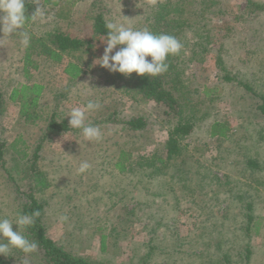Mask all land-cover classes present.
I'll return each instance as SVG.
<instances>
[{
	"label": "rangeland",
	"instance_id": "rangeland-1",
	"mask_svg": "<svg viewBox=\"0 0 264 264\" xmlns=\"http://www.w3.org/2000/svg\"><path fill=\"white\" fill-rule=\"evenodd\" d=\"M26 1L27 12L41 6L47 13L26 25L31 38L49 43L59 32L86 46L61 63L34 56L39 69H29L27 76L28 47L21 46L18 35L0 33L5 98L0 130L6 143L0 216L22 212L38 152L37 170L50 186L33 194L45 206L48 237L73 255L96 264H264V9L253 5L264 0H175L192 25L176 32L183 44L174 61L180 74L177 95L185 116L197 118L176 158L168 157L165 145L179 119L129 93L125 75L94 64L105 47L104 37L94 34L99 15L106 23L156 33L154 14L167 0ZM44 51L35 45L31 52ZM69 63L85 71L75 82L65 73ZM35 84L44 87L39 117L26 120L10 94ZM89 100L102 105L87 121L101 128L100 141L85 140L80 130L43 138L54 113L69 125L67 112ZM138 118L146 122L144 129L125 125ZM214 123L226 128L225 137L211 136ZM14 144L25 158L12 150ZM82 161L91 167L79 173ZM120 162L125 172L118 169ZM40 255L13 249L3 257L8 264H42Z\"/></svg>",
	"mask_w": 264,
	"mask_h": 264
},
{
	"label": "trees",
	"instance_id": "trees-1",
	"mask_svg": "<svg viewBox=\"0 0 264 264\" xmlns=\"http://www.w3.org/2000/svg\"><path fill=\"white\" fill-rule=\"evenodd\" d=\"M59 2L60 0H45L46 4L53 5H58ZM253 5L257 10L264 9V5L254 3ZM183 6L179 1L175 2V0H167L165 3L159 5L156 14H154L156 27L160 29V31L158 29L155 30L156 34H169L176 37L179 33L178 31L184 30V32H187V28L192 25L187 24L189 19H186L184 16L185 10H183ZM30 8L31 5L26 1V9H29L30 11ZM27 14L30 16L32 13L27 12ZM165 18L166 20L172 18L171 23L164 22L166 24H163ZM105 24L106 22L102 15H99L95 20L94 34L101 37L106 36L107 29L105 28ZM176 32L178 33L176 34ZM48 40L49 43L31 38L30 46L23 58L25 65L24 72L27 76H29L30 73L29 69H39L36 64L37 62L33 59L34 56L44 55L53 62L61 63L65 55L70 53H79V51H82V49L86 46V42L59 32L52 34ZM35 45L44 47L45 51L31 52ZM176 58L177 55L168 57L167 63L169 64V68L168 71L162 75L155 77H141L136 73H132L130 76L123 77L125 84L124 88L128 90L129 93L133 94L135 97L140 96L141 99L146 102L154 103L167 117H177L179 119V122L173 128V131L170 133L169 139L165 145L169 158H176L181 154V139H185L192 132L197 122V118L185 116V107L177 95V86L180 81H178L176 77H179L180 74L176 70ZM65 73L72 82H75L84 75L85 71L80 65L76 63H69L65 68ZM43 91L44 87L38 84H35L34 86L22 85L15 88L11 92L10 100L14 103L20 104V114L24 119L35 120L39 117L37 115V109L39 108V102ZM4 109L5 98L4 95L0 93V115L4 112ZM260 109L264 114V107H261ZM125 125L132 131H139L146 127V122L143 119L138 118L126 122ZM68 131H78V129L71 128L65 120L59 122L57 120L56 113H54L46 131L44 132L43 138L47 139L53 135H58L62 132ZM211 136L225 137L226 128L221 126L219 123H214L211 126ZM5 148L6 143L1 139L0 130V163L2 165L5 164ZM12 150H14L18 155H21L23 158L26 157L25 152H21L16 149V144L12 146ZM121 154L123 156L126 155L124 152ZM36 160H38V152H36L32 157L30 172L33 188L31 187L32 189L30 193L26 194L27 202L23 204L22 212L31 214L33 211L39 210L40 216L35 219V224L31 228L25 230V235L30 240L38 244L37 252L41 254L40 256H42V264H96L91 260L73 255L48 237L43 221L45 206L35 197L33 190L42 191L48 189L50 184L46 174L37 170ZM250 165H254V167H256L254 162H250ZM117 167L121 172H125L127 170L121 162L117 164ZM102 247H105V237L102 238ZM0 264H8L3 256H0Z\"/></svg>",
	"mask_w": 264,
	"mask_h": 264
},
{
	"label": "clouds",
	"instance_id": "clouds-1",
	"mask_svg": "<svg viewBox=\"0 0 264 264\" xmlns=\"http://www.w3.org/2000/svg\"><path fill=\"white\" fill-rule=\"evenodd\" d=\"M46 15V10L38 6L29 16L26 0H0V33L3 37L18 35L21 46L26 49L31 41V33L26 30V25L42 20ZM105 28L107 35L101 40L105 45L103 54L94 60V64L110 73L125 76L136 73L141 77L162 75L168 71V57L179 55L183 48L177 37L153 33L148 27L134 28L123 22L110 21ZM101 107L99 101L89 100L82 107L71 108L65 117L70 118L69 126L80 130L85 140L98 142L103 138L101 128L87 121L89 114ZM90 167L87 161H82L78 172L84 173ZM39 216V210L31 214L17 213L14 218L0 216V256H7L13 249L26 255L37 251L38 244L30 240L24 230L31 228ZM67 219V216L60 217L61 222ZM14 225L16 230L13 229Z\"/></svg>",
	"mask_w": 264,
	"mask_h": 264
}]
</instances>
